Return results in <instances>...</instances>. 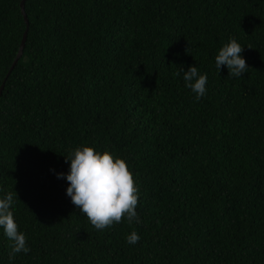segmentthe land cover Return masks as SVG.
<instances>
[{
  "label": "trees",
  "instance_id": "obj_1",
  "mask_svg": "<svg viewBox=\"0 0 264 264\" xmlns=\"http://www.w3.org/2000/svg\"><path fill=\"white\" fill-rule=\"evenodd\" d=\"M0 95V197L30 251L0 264H264V0H25ZM26 25L0 0V84ZM232 37L242 76L215 67ZM207 75L198 101L184 86ZM126 161L137 220L95 229L66 195L67 155ZM135 231V245L125 237Z\"/></svg>",
  "mask_w": 264,
  "mask_h": 264
},
{
  "label": "clouds",
  "instance_id": "obj_2",
  "mask_svg": "<svg viewBox=\"0 0 264 264\" xmlns=\"http://www.w3.org/2000/svg\"><path fill=\"white\" fill-rule=\"evenodd\" d=\"M242 51L243 46L230 37L215 55V67L220 70L221 66H225L228 76H242L248 68ZM181 73L184 86L195 94L198 101L206 93L207 75L192 65L186 71L181 68L177 75ZM65 159L69 165L68 171L56 173L57 178L67 181L66 195L95 229L104 230L114 223H120L122 218L138 222L135 210L138 188L123 158L107 149L101 151L81 144L65 155ZM13 207L11 194L0 197V230L12 242L10 260L16 253L27 254L30 251L14 219ZM125 239L127 243L135 245L140 237L133 231Z\"/></svg>",
  "mask_w": 264,
  "mask_h": 264
},
{
  "label": "water",
  "instance_id": "obj_3",
  "mask_svg": "<svg viewBox=\"0 0 264 264\" xmlns=\"http://www.w3.org/2000/svg\"><path fill=\"white\" fill-rule=\"evenodd\" d=\"M24 2H25V0H20V10H21V14L23 15L26 28L23 31V34H22V37H21V40H20V44H19V48H18V51L16 53V56L14 57V59H13V61L11 63V66L9 68V71L7 72L3 82L0 84V95H1V92H2V89H3V86H4V81L6 80V77L9 75L10 71L13 69V67L16 64L18 58L20 57V55L22 53V50H23V47H24L25 40H26V33H27V28H28V20H27L26 14L24 12Z\"/></svg>",
  "mask_w": 264,
  "mask_h": 264
}]
</instances>
